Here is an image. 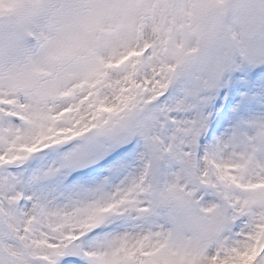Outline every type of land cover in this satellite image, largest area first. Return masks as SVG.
<instances>
[{"label":"snow or ice","instance_id":"snow-or-ice-1","mask_svg":"<svg viewBox=\"0 0 264 264\" xmlns=\"http://www.w3.org/2000/svg\"><path fill=\"white\" fill-rule=\"evenodd\" d=\"M73 14L88 32H127L137 43L105 59L97 41L83 56L94 71L54 95L46 82L55 73L46 70L31 88L0 84V264H264V117L239 121L202 151L201 109L211 102L199 86L203 76L145 130L148 164L111 193L57 207L27 187L23 162L159 101L186 63L184 0H94ZM148 28L153 40L141 43ZM249 80L232 87L226 102L219 93L215 108L225 112L214 117L217 126L239 92L264 82V69ZM255 111L252 102L241 110ZM170 163L174 172L161 170ZM153 175L190 201L215 197L219 218L194 257L177 233L154 220Z\"/></svg>","mask_w":264,"mask_h":264},{"label":"clouds","instance_id":"clouds-1","mask_svg":"<svg viewBox=\"0 0 264 264\" xmlns=\"http://www.w3.org/2000/svg\"><path fill=\"white\" fill-rule=\"evenodd\" d=\"M94 0H0V84L31 88L41 70L55 73L46 86L51 94L77 83L94 71L83 58L103 43L104 58L137 43L127 32H88L73 13ZM189 23L181 39V57L228 62L240 53L264 54V0H184ZM153 40L150 28L141 43ZM194 49L195 51H190ZM70 76L71 78H66ZM194 77L205 74L195 70ZM154 207L170 221L167 229L182 239L189 258L204 247L210 222L219 218L218 204L190 201L172 183H160L155 175Z\"/></svg>","mask_w":264,"mask_h":264},{"label":"rangeland","instance_id":"rangeland-1","mask_svg":"<svg viewBox=\"0 0 264 264\" xmlns=\"http://www.w3.org/2000/svg\"><path fill=\"white\" fill-rule=\"evenodd\" d=\"M263 67L264 54L237 53L226 63L200 59L188 61L177 69L173 84L159 101L119 118L115 127L105 131L94 129L98 134L84 142H81L84 135L76 137L53 146L46 150V154H37L23 162L21 167L22 175L27 178L25 183L34 194L57 207H72L93 196L111 193L148 164L145 130L155 124L162 110L173 108L189 87L198 86L193 75L197 69L205 74L199 86L207 87L211 100L201 109L206 120L204 134L200 137L203 151L232 130L239 121L264 117V101H261L264 82H261L256 85L255 91L237 94L233 106L227 110L219 126L214 119L225 112L224 108H215L219 93H225L223 99L226 102L232 87L238 82L250 84L249 77L256 72L255 68ZM235 70L242 74L240 80L235 77ZM249 102L256 103L258 111L242 114V108ZM214 128L217 130L214 131ZM111 158L110 166L104 167V162ZM176 168L175 163H170L161 170L170 173ZM215 202V197L209 196L201 204ZM153 218L165 227L169 226L170 221L166 222L167 218L156 209Z\"/></svg>","mask_w":264,"mask_h":264},{"label":"water","instance_id":"water-1","mask_svg":"<svg viewBox=\"0 0 264 264\" xmlns=\"http://www.w3.org/2000/svg\"><path fill=\"white\" fill-rule=\"evenodd\" d=\"M94 134H95L94 131L88 132V133L86 134V137H87V136H92V135H94Z\"/></svg>","mask_w":264,"mask_h":264}]
</instances>
